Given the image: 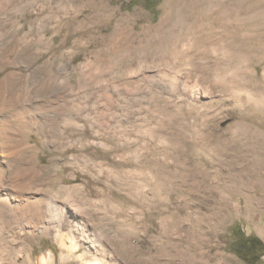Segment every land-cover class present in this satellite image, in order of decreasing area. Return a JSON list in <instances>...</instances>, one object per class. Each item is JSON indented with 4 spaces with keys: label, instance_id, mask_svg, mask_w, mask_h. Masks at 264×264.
Instances as JSON below:
<instances>
[{
    "label": "rangeland",
    "instance_id": "rangeland-1",
    "mask_svg": "<svg viewBox=\"0 0 264 264\" xmlns=\"http://www.w3.org/2000/svg\"><path fill=\"white\" fill-rule=\"evenodd\" d=\"M20 1L36 5L18 21L38 64L77 70L81 128L71 134L63 125L57 147L35 131L28 142L41 166L56 162L48 194L70 205L62 190L76 187L82 208L66 215L103 245L96 257L245 264L230 250L233 228L264 242V0H230L225 14L200 0H150L152 8L146 0ZM44 105L56 129V106ZM240 175L249 181L231 182ZM41 230L27 237L18 264L49 255L48 264H70L71 254Z\"/></svg>",
    "mask_w": 264,
    "mask_h": 264
},
{
    "label": "bare ground",
    "instance_id": "bare-ground-1",
    "mask_svg": "<svg viewBox=\"0 0 264 264\" xmlns=\"http://www.w3.org/2000/svg\"><path fill=\"white\" fill-rule=\"evenodd\" d=\"M228 1L200 0L204 5L215 3L224 14ZM187 3L192 5L194 1ZM35 6L20 0H0V70L11 68L0 78V264H18L20 258L27 256L26 239L34 234L37 226L43 233L51 234L55 242L71 254L70 264H106L96 257L103 251V245L93 242V235L90 236L85 227L77 226L66 215L69 206L76 210L82 208L76 199V187L62 190L70 197V205L59 203L56 195L48 194L44 190L48 187L45 180L52 176L56 162L52 161L51 168L41 166L37 148L28 142L30 133L35 131L43 143L51 145L54 142L57 147L65 140V131L60 130L63 125L71 134L81 128L77 123L80 114L74 104L75 84L71 83L77 70L62 63L39 65L37 50L30 49L28 34L22 32L24 26L18 18L35 10ZM165 20L163 18L159 25ZM189 28L190 25L184 30L182 28L179 35L183 36ZM30 30H33L32 25ZM37 30L43 37L42 27ZM20 78L26 82L17 92L14 89L16 80ZM46 101L56 106V119L60 118L56 129H52L55 116L54 123H51L50 118L43 115L46 113ZM83 117L93 130V118L89 114ZM72 145L76 147L75 141ZM69 163L76 166V156L72 155ZM243 177L240 175L231 182L241 184L249 181ZM17 233L22 241L18 246L14 241ZM81 243L87 244L82 253ZM51 260L49 255L41 258L40 263L48 264Z\"/></svg>",
    "mask_w": 264,
    "mask_h": 264
},
{
    "label": "trees",
    "instance_id": "trees-1",
    "mask_svg": "<svg viewBox=\"0 0 264 264\" xmlns=\"http://www.w3.org/2000/svg\"><path fill=\"white\" fill-rule=\"evenodd\" d=\"M146 0V7L152 8L154 5H149ZM160 0H157V4ZM231 252L241 259L245 264H263L261 261L264 256V242L254 236H245L235 226L232 231V243L230 244Z\"/></svg>",
    "mask_w": 264,
    "mask_h": 264
}]
</instances>
